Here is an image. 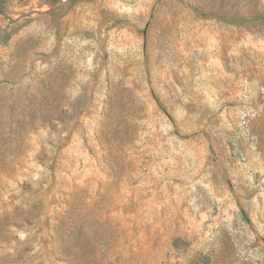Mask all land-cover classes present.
<instances>
[{
  "label": "rangeland",
  "instance_id": "374dc122",
  "mask_svg": "<svg viewBox=\"0 0 264 264\" xmlns=\"http://www.w3.org/2000/svg\"><path fill=\"white\" fill-rule=\"evenodd\" d=\"M0 7V264H264V0Z\"/></svg>",
  "mask_w": 264,
  "mask_h": 264
},
{
  "label": "trees",
  "instance_id": "16d2710c",
  "mask_svg": "<svg viewBox=\"0 0 264 264\" xmlns=\"http://www.w3.org/2000/svg\"><path fill=\"white\" fill-rule=\"evenodd\" d=\"M0 10H1V7H0Z\"/></svg>",
  "mask_w": 264,
  "mask_h": 264
}]
</instances>
